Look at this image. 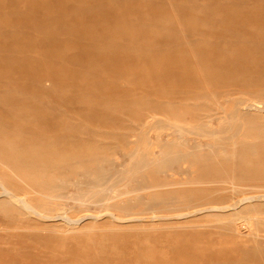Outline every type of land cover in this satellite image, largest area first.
Masks as SVG:
<instances>
[{
	"label": "rangeland",
	"instance_id": "obj_1",
	"mask_svg": "<svg viewBox=\"0 0 264 264\" xmlns=\"http://www.w3.org/2000/svg\"><path fill=\"white\" fill-rule=\"evenodd\" d=\"M259 100L264 0H0V264H264Z\"/></svg>",
	"mask_w": 264,
	"mask_h": 264
},
{
	"label": "bare ground",
	"instance_id": "obj_2",
	"mask_svg": "<svg viewBox=\"0 0 264 264\" xmlns=\"http://www.w3.org/2000/svg\"><path fill=\"white\" fill-rule=\"evenodd\" d=\"M249 110H253L255 112H261V113H264V101H256L255 103H250V104H247L246 105ZM253 172V171H252ZM264 174V173H263ZM234 185V184H233ZM263 191V190H262ZM11 195V194H10ZM14 195H12V198H13ZM242 197H245V196H242ZM241 200H236L234 201L232 204H230V206L233 208V210H236L237 209V206L241 203H246V204H249V205H253L254 203L256 202H264V192L262 193H257V194H254L252 196H249V197H246V198H240ZM14 201H18L20 203V205L26 209V210H29V211H33L34 210V207L29 203V201H27L25 198H21V199H16ZM15 205V204H14ZM230 207V208H231ZM207 209L209 210H212V209H216V210H221L222 208L224 207H218V206H206ZM231 208V209H232ZM204 209V208H203ZM26 212V211H25ZM117 217V216H116ZM168 217V216H167ZM253 236V235H252Z\"/></svg>",
	"mask_w": 264,
	"mask_h": 264
}]
</instances>
